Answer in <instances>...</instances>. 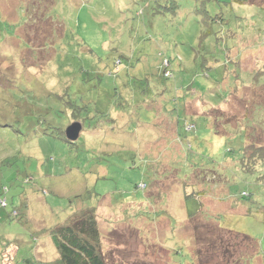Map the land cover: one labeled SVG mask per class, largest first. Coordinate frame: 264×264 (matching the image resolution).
Returning <instances> with one entry per match:
<instances>
[{
	"label": "rangeland",
	"instance_id": "1",
	"mask_svg": "<svg viewBox=\"0 0 264 264\" xmlns=\"http://www.w3.org/2000/svg\"><path fill=\"white\" fill-rule=\"evenodd\" d=\"M252 122L264 0H0V264L86 209L107 264H264Z\"/></svg>",
	"mask_w": 264,
	"mask_h": 264
},
{
	"label": "trees",
	"instance_id": "2",
	"mask_svg": "<svg viewBox=\"0 0 264 264\" xmlns=\"http://www.w3.org/2000/svg\"><path fill=\"white\" fill-rule=\"evenodd\" d=\"M237 1L242 3V0ZM170 62L171 60L168 58H165L162 62L161 67L165 78H169L172 75L171 71L167 69L170 66ZM254 125L253 123V125L246 128L248 145L243 150V159L248 161L249 164H253V167L258 164L264 165V142H261V137L254 130ZM187 129L189 131L194 130L195 126L189 125ZM261 130L264 131V126ZM83 131L84 125L82 124ZM67 141L69 140L67 139ZM14 214L17 215V212ZM202 225L206 224L203 223L200 226L195 224L192 227L197 230ZM51 237L59 253V258L50 263L36 262L35 264H107L95 209H86L74 214L70 217L67 224L55 227L51 231ZM243 238L251 242L252 247L255 245V242L250 237L243 236Z\"/></svg>",
	"mask_w": 264,
	"mask_h": 264
},
{
	"label": "water",
	"instance_id": "3",
	"mask_svg": "<svg viewBox=\"0 0 264 264\" xmlns=\"http://www.w3.org/2000/svg\"><path fill=\"white\" fill-rule=\"evenodd\" d=\"M81 131L82 124L79 122L73 123L66 129V137L69 141L74 142L79 138Z\"/></svg>",
	"mask_w": 264,
	"mask_h": 264
}]
</instances>
